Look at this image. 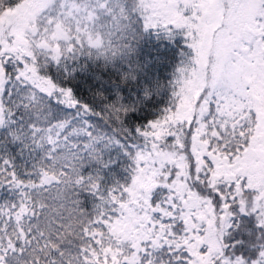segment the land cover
Returning a JSON list of instances; mask_svg holds the SVG:
<instances>
[{
  "label": "snow or ice",
  "instance_id": "1",
  "mask_svg": "<svg viewBox=\"0 0 264 264\" xmlns=\"http://www.w3.org/2000/svg\"><path fill=\"white\" fill-rule=\"evenodd\" d=\"M137 25L182 39L171 79L80 102ZM0 264H264V0H0Z\"/></svg>",
  "mask_w": 264,
  "mask_h": 264
},
{
  "label": "trees",
  "instance_id": "2",
  "mask_svg": "<svg viewBox=\"0 0 264 264\" xmlns=\"http://www.w3.org/2000/svg\"><path fill=\"white\" fill-rule=\"evenodd\" d=\"M133 51L112 64L103 61H92L82 58V70L74 74L70 81H64V86L70 87L76 98L87 104L94 103V94L99 91L109 100L114 99V93L126 98H131L139 92L135 81L120 83V74L132 72L139 81V85L151 86L159 82L167 84L172 73L180 62V54L185 51L180 37H169L157 30L144 31L138 25L134 27V36L130 44ZM158 106L163 107L167 100V93L158 98ZM150 116L155 114V109H149ZM104 159L109 162V167L102 173L107 184L114 182L125 183L128 179L127 172L129 161L118 148H111L104 154ZM91 167H95L92 165ZM90 169L86 167L84 172ZM87 204V201H86Z\"/></svg>",
  "mask_w": 264,
  "mask_h": 264
}]
</instances>
